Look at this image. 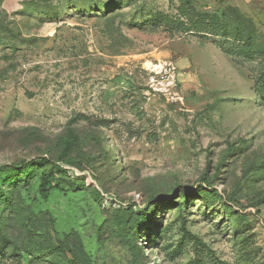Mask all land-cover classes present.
I'll use <instances>...</instances> for the list:
<instances>
[{"label": "rangeland", "instance_id": "1", "mask_svg": "<svg viewBox=\"0 0 264 264\" xmlns=\"http://www.w3.org/2000/svg\"><path fill=\"white\" fill-rule=\"evenodd\" d=\"M72 228L93 264H264V0H0V264Z\"/></svg>", "mask_w": 264, "mask_h": 264}, {"label": "trees", "instance_id": "2", "mask_svg": "<svg viewBox=\"0 0 264 264\" xmlns=\"http://www.w3.org/2000/svg\"><path fill=\"white\" fill-rule=\"evenodd\" d=\"M75 141L76 138L72 137V135H69L64 139V147L59 155V160L56 163L57 164L56 167L60 171H63L65 174L70 173V169H68L66 166H69L71 168H74L72 166H77L69 158L70 153L74 148ZM42 160L49 161L45 157ZM36 163L37 162L34 161L33 164H30L24 168L27 169ZM21 167H23V165H21ZM77 168L83 170L82 167L81 168L77 167ZM82 179L83 177H81L80 175H74L73 186L74 188H77V190H83V188L85 187V183L81 182ZM47 184H48V178L47 176H45L42 179V183L40 185V192L44 195L48 192L46 189ZM92 188H94V190L98 192L100 196L102 195L98 189H96L95 187ZM200 189L201 188L198 187L193 192L198 193ZM130 208H131L130 205L127 203L126 206L121 205L115 210L127 212V210H129ZM65 233L66 234L64 235V239H59V243L55 247L51 246L52 250H54L55 252H59L60 254L63 255L64 261L60 262V264H93L92 257L85 248L80 232L77 229L72 228L70 231Z\"/></svg>", "mask_w": 264, "mask_h": 264}, {"label": "built area", "instance_id": "3", "mask_svg": "<svg viewBox=\"0 0 264 264\" xmlns=\"http://www.w3.org/2000/svg\"><path fill=\"white\" fill-rule=\"evenodd\" d=\"M68 169H70V173L72 174L73 173V175H80V173H78V171L75 169V168H71V167H69V166H66ZM105 204H108V200L106 199V202H105ZM110 204V203H109ZM121 205H123V203H119V207L121 206ZM127 204H125L124 203V206H126Z\"/></svg>", "mask_w": 264, "mask_h": 264}]
</instances>
